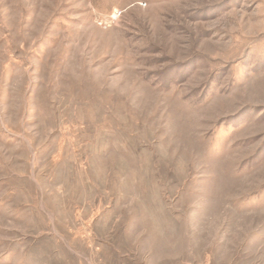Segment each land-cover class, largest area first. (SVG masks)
I'll use <instances>...</instances> for the list:
<instances>
[{"label": "rangeland", "instance_id": "rangeland-1", "mask_svg": "<svg viewBox=\"0 0 264 264\" xmlns=\"http://www.w3.org/2000/svg\"><path fill=\"white\" fill-rule=\"evenodd\" d=\"M0 264H264V0H0Z\"/></svg>", "mask_w": 264, "mask_h": 264}]
</instances>
